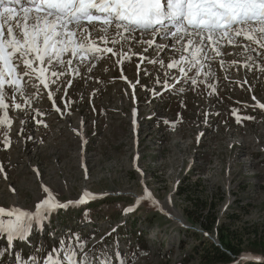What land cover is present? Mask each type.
Listing matches in <instances>:
<instances>
[{
    "label": "rangeland",
    "instance_id": "obj_1",
    "mask_svg": "<svg viewBox=\"0 0 264 264\" xmlns=\"http://www.w3.org/2000/svg\"><path fill=\"white\" fill-rule=\"evenodd\" d=\"M227 50L232 55L218 59H238L252 69L237 65L225 70L213 62L215 93L202 77L205 82L198 86L184 81L159 97L152 92L161 89L156 78L166 79L165 71L175 70L145 63L138 73L133 59L124 66L125 80L118 58L110 54L97 61L92 72L81 67L80 78L70 77L72 86L63 89L67 108L62 114L42 87L39 92L27 88V95L36 93L32 106L9 109L13 123L6 130L12 145L0 148L7 172V179L0 173V206L35 210L46 195L42 183L62 202L77 201L85 191L97 198L56 211L44 231L37 229L31 236V245L18 243L16 248L28 255L40 245L43 255V249L58 246L73 229L90 237L85 241L88 252L95 244L99 254L114 256L119 250L130 264H202L205 247L221 245L223 236L226 244L241 245L234 264L246 262L245 257L264 260L255 248L259 242L264 245V113L252 99L254 95L264 103V57L251 53L253 63L237 57L239 49ZM173 54L169 51L165 60ZM129 81L136 84L134 96ZM233 109L254 119L237 123ZM34 111L45 113L35 119L44 120L47 127L35 122ZM69 128L78 134L70 135ZM145 189L160 207L166 208L169 199L181 225L140 201ZM213 218L209 233L204 225ZM140 236L146 238L148 250L132 256ZM12 261L5 255L2 264Z\"/></svg>",
    "mask_w": 264,
    "mask_h": 264
},
{
    "label": "snow or ice",
    "instance_id": "obj_2",
    "mask_svg": "<svg viewBox=\"0 0 264 264\" xmlns=\"http://www.w3.org/2000/svg\"><path fill=\"white\" fill-rule=\"evenodd\" d=\"M137 45L146 47L140 50ZM228 48L239 49L235 55L253 63L251 53L264 57V0H0V148L7 150L12 145L6 130L13 123L9 109L32 106L36 93L27 95L29 87L36 92L41 87L46 90L55 111L62 114L67 108L62 102L66 94L63 89L72 86L70 77L80 78L81 67L92 72L96 62L110 54L118 58L122 79L127 80L124 66L136 59L138 73L145 63L175 70L165 71L166 79L156 78L155 83L163 90L170 91L184 81L195 87L205 82L201 79L204 77L215 93L217 89L211 84L216 76L213 62L225 70L237 65L252 69V64H241L238 59H218L232 55ZM169 51L174 54L166 61ZM260 71L264 72V67ZM129 83L135 94L139 79L136 84ZM252 99L256 107L264 109V103L254 95ZM232 111L237 123L254 119L241 116L239 109ZM37 115L45 113L34 111L33 118ZM35 122L47 127L42 119ZM34 171L39 176V170ZM0 173L7 179L2 161ZM41 187L46 195L36 203L35 210L0 206V240L4 241L0 264L5 255L13 257L12 264H130L119 250L114 256L88 252L83 238L75 233L60 239L58 246L43 249V255V246L33 247L28 255L17 249L18 243L31 245V236L37 229L43 231L56 211L97 198L85 191L77 201L62 202L46 185L42 183ZM151 197L145 189V195L138 199ZM245 260L246 264H264L260 257Z\"/></svg>",
    "mask_w": 264,
    "mask_h": 264
},
{
    "label": "trees",
    "instance_id": "obj_3",
    "mask_svg": "<svg viewBox=\"0 0 264 264\" xmlns=\"http://www.w3.org/2000/svg\"><path fill=\"white\" fill-rule=\"evenodd\" d=\"M179 193H182V191H180ZM206 206L207 205H205V207ZM207 219H208V217L204 218L206 223H207ZM215 221H216V218H213L211 220L210 224L204 225L205 231L210 233L212 228H213V224ZM72 232H73V229L70 233H72ZM220 232L223 233V230H220ZM74 233L78 234L80 237H82L84 243H85V241H88V239L90 238L88 236H83L81 234V232H74ZM140 237L141 238L137 239V242H135L136 245H135L134 251L132 252V256H134L135 251H137L138 254H140V253H144L145 251L148 250L146 238L144 239L143 236H140ZM219 240L221 242V247L217 246L215 244H210L209 248L205 247L204 252L201 254V257H200L202 264H234L238 260V257L242 253L241 245L240 246H232L230 244H226L225 239H223V236H220ZM46 243L48 244V242H46ZM259 243H260L259 246L256 245L255 248H257L258 252H260L264 255V245L261 244V242H259ZM49 244L47 246H49ZM93 250H96L98 252L101 249L97 245H94L90 249V253ZM242 264H246V262H244Z\"/></svg>",
    "mask_w": 264,
    "mask_h": 264
},
{
    "label": "bare ground",
    "instance_id": "obj_4",
    "mask_svg": "<svg viewBox=\"0 0 264 264\" xmlns=\"http://www.w3.org/2000/svg\"><path fill=\"white\" fill-rule=\"evenodd\" d=\"M132 97V96H131ZM73 128V127H72ZM72 128H69V133H70V135H71V133L74 135H76V134H78V132L80 133V132H82L81 131V129H80V126L76 129L77 131H75L74 129H72ZM81 134V133H80ZM73 135H72V137H73ZM76 137V136H75ZM80 137H81V135H80ZM82 140V139H81ZM81 148V147H80ZM81 152V151H80ZM80 152H79V154H80ZM84 157V156H83ZM87 157V156H86ZM82 159H84V158H82ZM79 160V159H78ZM79 163V162H78ZM87 163V162H86ZM85 171V170H84ZM80 172V171H79ZM85 175V174H84ZM97 197V196H96ZM90 200H93V199H90ZM89 200V201H90ZM150 200V201H149ZM141 201V200H140ZM142 202H149V204L150 205H152L157 211H159V212H161V213H163L164 215L165 214H167V215H171L170 217H173L175 220H176V222H177V224L178 225H181V217L179 216V214H176V211L174 210V208H173V206H171V204H170V202H169V199H168V206L166 207V208H163V207H160L156 202L154 203L153 202V199H152V197H151V199H145V200H142ZM172 203V202H171ZM167 205V204H166ZM44 231V230H43Z\"/></svg>",
    "mask_w": 264,
    "mask_h": 264
},
{
    "label": "water",
    "instance_id": "obj_5",
    "mask_svg": "<svg viewBox=\"0 0 264 264\" xmlns=\"http://www.w3.org/2000/svg\"><path fill=\"white\" fill-rule=\"evenodd\" d=\"M216 245V244H215ZM217 246H220V245H217ZM235 258V257H234Z\"/></svg>",
    "mask_w": 264,
    "mask_h": 264
}]
</instances>
